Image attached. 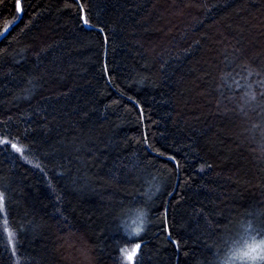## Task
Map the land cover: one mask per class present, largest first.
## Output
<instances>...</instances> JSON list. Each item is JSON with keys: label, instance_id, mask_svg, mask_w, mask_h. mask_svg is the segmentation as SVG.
<instances>
[{"label": "trees", "instance_id": "trees-1", "mask_svg": "<svg viewBox=\"0 0 264 264\" xmlns=\"http://www.w3.org/2000/svg\"><path fill=\"white\" fill-rule=\"evenodd\" d=\"M22 2L0 40V264L263 244L264 0ZM18 16L0 0V34Z\"/></svg>", "mask_w": 264, "mask_h": 264}, {"label": "bare ground", "instance_id": "bare-ground-1", "mask_svg": "<svg viewBox=\"0 0 264 264\" xmlns=\"http://www.w3.org/2000/svg\"><path fill=\"white\" fill-rule=\"evenodd\" d=\"M17 6H19L22 9V11L18 12L19 13L18 18L15 19L11 25H14L17 22H19L23 16V2H22V0H17ZM9 26H7L6 28H9ZM4 30L2 31L1 34H3ZM0 206H1V204H0ZM250 226H251V228H253L254 224L251 223ZM133 227H135V225ZM132 230H133V228H132ZM255 230H256V234L258 235V238H260L262 236L261 232H263L262 229L256 228ZM234 242L235 243H232V244L233 245L236 244V246H235V248L233 250V254L230 258L231 262L228 261L227 264H252V263L259 264L258 262L261 260L262 252L264 250L254 251L256 254H251L250 253L251 251L248 250V248H252L253 246H256L257 244L260 245L261 242L259 239H258V241L253 240L251 242H247V244L245 246H243V244H241V242L239 241V238ZM141 243H142V241H139V242L134 241L133 243H131V240H128L127 243L125 242L124 245H126V249H125L124 255L128 258L131 257L130 259L132 261L134 258H136L138 256L141 245H142ZM137 245H139L138 248H137ZM229 248L231 249V247H229Z\"/></svg>", "mask_w": 264, "mask_h": 264}, {"label": "rangeland", "instance_id": "rangeland-1", "mask_svg": "<svg viewBox=\"0 0 264 264\" xmlns=\"http://www.w3.org/2000/svg\"><path fill=\"white\" fill-rule=\"evenodd\" d=\"M263 250L264 249V241L263 244H257L256 246H253L252 248H248L249 251H251V254H256L254 251L256 250ZM254 252V253H253ZM76 258V262L77 264H90V262L88 261V256L87 253L84 251V249H79L77 251V256H75Z\"/></svg>", "mask_w": 264, "mask_h": 264}, {"label": "snow or ice", "instance_id": "snow-or-ice-1", "mask_svg": "<svg viewBox=\"0 0 264 264\" xmlns=\"http://www.w3.org/2000/svg\"><path fill=\"white\" fill-rule=\"evenodd\" d=\"M17 11L20 12V11H22V9L19 6H17ZM84 23L87 24V20H85ZM11 26L12 25H10L9 28H5L4 33L3 34H0V36H6V34L9 31V29H10ZM12 147H16V146L15 145H12ZM20 150L21 149L17 148V151H20ZM0 199H2V198H0ZM0 231H2V229H0ZM136 231L138 232L139 231V228H137ZM261 235L264 236V232H261ZM138 247H139V245H137V248ZM130 258L131 257H129V259Z\"/></svg>", "mask_w": 264, "mask_h": 264}, {"label": "water", "instance_id": "water-1", "mask_svg": "<svg viewBox=\"0 0 264 264\" xmlns=\"http://www.w3.org/2000/svg\"><path fill=\"white\" fill-rule=\"evenodd\" d=\"M10 30V29H9ZM4 33V32H3ZM8 33V32H7ZM4 36H0V40L3 38Z\"/></svg>", "mask_w": 264, "mask_h": 264}]
</instances>
